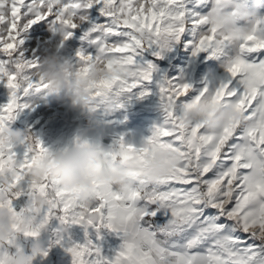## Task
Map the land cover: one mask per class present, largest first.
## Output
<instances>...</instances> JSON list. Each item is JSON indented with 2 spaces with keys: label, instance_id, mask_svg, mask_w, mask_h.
Instances as JSON below:
<instances>
[{
  "label": "snow or ice",
  "instance_id": "snow-or-ice-1",
  "mask_svg": "<svg viewBox=\"0 0 264 264\" xmlns=\"http://www.w3.org/2000/svg\"><path fill=\"white\" fill-rule=\"evenodd\" d=\"M91 13L97 14L98 22L91 23L81 41L97 46V54L78 51V70L87 73L95 64L113 72L126 70L127 78L114 75L93 91L99 103L115 107H122V96L151 82L156 68L142 60L143 54L151 51L162 58L185 37L187 28L184 0H0V82L11 91L10 102L0 108V173L17 185L49 151L36 139L18 160L14 146L3 136L17 110L26 107L19 103L22 97L33 88H47L43 81L33 83L25 75L37 65L17 58L24 43L21 37L31 27L49 23L63 27L65 40L70 39ZM198 25L208 26L207 18ZM233 41L240 43L241 54L228 64L230 78L214 94L205 89L185 102L182 98L190 86L163 80L158 85L161 102L175 107L153 130L147 146L137 149L122 139L117 142L120 158L135 155L141 169L156 148L178 152L180 163L164 178L150 185L137 172L134 187L123 191L96 184L95 201L87 209L55 181L39 186V191L53 198L55 207L47 212L50 220L56 217L62 225L82 224L97 232L107 229L122 240L110 259L90 240L74 245L68 249L73 264H264V22L249 34L220 24L205 27L195 39L193 55L216 57ZM216 105L242 112L246 123L221 124L214 133L200 121L186 131L178 127L192 108ZM22 195L9 196L7 204L20 225H25V208L14 207ZM22 233L31 238L39 235L34 228ZM0 264H5L4 254Z\"/></svg>",
  "mask_w": 264,
  "mask_h": 264
},
{
  "label": "clouds",
  "instance_id": "clouds-1",
  "mask_svg": "<svg viewBox=\"0 0 264 264\" xmlns=\"http://www.w3.org/2000/svg\"><path fill=\"white\" fill-rule=\"evenodd\" d=\"M255 17L256 11L250 9L247 4L237 3L236 0H216L207 20L209 25L220 24L228 29L230 21L249 23ZM59 30L65 31L63 27ZM32 71L36 79L47 84L44 89L46 95L68 102L73 110L85 116L89 128L95 123V109L100 104L93 96L95 86L102 80L112 79L114 75L121 79L128 76L123 68L113 72L100 64L93 65L87 73H83L74 67L71 61L56 54L45 56ZM17 75H20L19 71ZM174 107L171 104H161V110L165 114ZM196 121H200L210 133L216 132L221 124L246 123L242 112L216 105L192 108L180 118L178 127L186 131ZM85 135L86 133H81L70 146L63 149L49 150L28 170L24 178L28 183L29 194L25 207V225H20L7 204L9 196L15 198L23 192L9 176L0 173V190L4 193V202L0 204V247L6 248L25 229L34 228L39 233L33 238L35 242L29 249L30 254H25L20 248L15 252H6L5 264H32L36 257L47 253L40 236L47 231L50 222L47 212L55 205L50 194L38 190L45 181H55L65 193L75 194L78 203L87 209L95 201L96 184L121 191L131 189L137 179L134 174L141 172L139 179L151 185L164 178L180 163L178 152L156 148L145 157L144 167L141 169L140 160L135 155H130L127 160L120 158L119 145L103 149L98 144L90 143L84 138ZM3 136L5 142L13 146H34L36 141L29 131L14 130L11 127L4 129ZM146 146L145 143L142 147ZM28 209H31V212H27Z\"/></svg>",
  "mask_w": 264,
  "mask_h": 264
},
{
  "label": "crops",
  "instance_id": "crops-1",
  "mask_svg": "<svg viewBox=\"0 0 264 264\" xmlns=\"http://www.w3.org/2000/svg\"><path fill=\"white\" fill-rule=\"evenodd\" d=\"M36 30V37H33L34 34H29L28 31L23 33L21 37L24 43L18 49L16 56L22 62H29L30 56L35 52L37 54L38 64L44 58L46 46L41 41L43 39V32L38 29ZM201 34L202 32H197L192 38L196 39ZM188 40H190L189 37L185 39L187 42ZM187 49L185 50L183 48L185 53H190L188 54V68H193L194 71L199 72L200 79L198 82L189 84L190 91L186 97L182 98L185 102L196 98L205 89H207V94H214L223 83L221 81L223 76L221 65L215 64L212 70L208 72L204 69L203 65H196L193 62L194 59H192V56L195 45L191 51L189 50L190 47H187ZM170 54L171 51L162 53L165 57H169ZM153 58L156 68L154 74L157 108L146 110L144 107L143 113H139L138 118L137 115L136 117L135 115L130 116L125 113L120 115L119 112L116 118L111 119L108 110H106L105 115L95 109V123L89 128L85 116L73 110L68 102L57 99L50 101L51 97L46 95L44 89L37 90L33 88L19 101L21 105H26V107L17 110L16 118L9 122L8 127L14 130L21 129L29 131L50 151H57L66 146H70L81 133H86L84 136L85 139L90 143L100 145L103 149L116 145L121 139L126 145L139 149L152 136L153 130L160 126L165 119L166 114L161 110L162 102L158 87L160 77L165 74H175V69L169 65V62H167V65L162 64L160 66L157 63L159 59L155 56ZM10 71H14V69L10 68ZM30 71L26 72L25 75L33 83L39 81L33 74H30ZM167 80L170 81V77H167ZM10 96L11 91L5 86L4 82H0V108H3L10 102ZM179 112L180 106L178 105L177 114ZM26 150V144L13 147V151L16 153L18 160L24 158ZM18 188L24 195L14 201V207L17 211H20L28 203L27 181H22L18 185ZM88 240L99 247L101 254L109 259L119 250L122 244L120 237L107 229L102 228L97 232L95 227L85 229L82 224L69 223L62 225L58 218L53 217L49 222L47 231L40 236V241L47 249V255L36 257L32 264H73V257L68 249L74 245L83 246ZM34 242L33 238L25 237L23 233H20L6 248L0 247V254L15 252L17 248L23 249L25 254H30L29 249Z\"/></svg>",
  "mask_w": 264,
  "mask_h": 264
},
{
  "label": "rangeland",
  "instance_id": "rangeland-1",
  "mask_svg": "<svg viewBox=\"0 0 264 264\" xmlns=\"http://www.w3.org/2000/svg\"><path fill=\"white\" fill-rule=\"evenodd\" d=\"M236 2L247 4L250 9L256 11V17L249 23L230 21L228 30L239 31L242 34H249L257 28L260 22H264V0H236ZM215 4L216 0H184V11L186 13L185 18L187 24L185 37L180 42L171 45V54L169 57L162 55V58H160L157 62L160 66H162V64L167 65V62H169V65L174 67L175 74H165L164 76L160 77V82L167 80V77H170V81L179 85H189L191 83L193 84V82L199 81L200 73L194 71L193 68H188V54L190 53H185L183 48L188 50L187 47H190L189 50L191 51L192 47L195 45V39L192 37H194L197 32L203 33L205 27H210V25L200 26L198 25V21L208 18ZM96 17V13L89 14L88 21L79 23L78 28L73 32L72 37L67 40H65L64 33L59 30L58 26H53L49 23L37 24L31 27L28 32L29 34H34L33 37H36V29L43 32V39L41 41L43 42L44 46H46L44 57L56 54L71 61L74 67L78 68V51L83 50L85 54L91 55L97 54V46H89L88 44L81 41L83 32L87 31L91 27V23L98 22ZM187 37L190 38L188 42L185 41ZM240 54V43L238 41H233L226 43L222 53L216 57L210 58L208 53H200L198 55H193L192 59H194L193 62L196 63V65H203L204 69H206L208 72L212 70L215 64L219 66L221 65L223 72L221 81L226 82L230 78V74L227 71V66ZM36 55V52L31 55L29 62L38 65ZM142 60L154 64V58L151 54V51L145 52L143 54ZM30 74L34 75L32 70L30 71ZM142 93L147 94L142 96ZM54 100V98H50V101ZM119 103L122 105V107H115L107 103H100L96 110L105 115L107 112L106 110H108L110 118L114 119L116 116H118L119 112L120 115H122V113L128 114L130 116L135 115V117L137 115L138 118L139 113H143L142 111L144 107L146 110L154 109L155 107L157 108L155 74L153 73L151 82H147L142 87L122 96Z\"/></svg>",
  "mask_w": 264,
  "mask_h": 264
}]
</instances>
